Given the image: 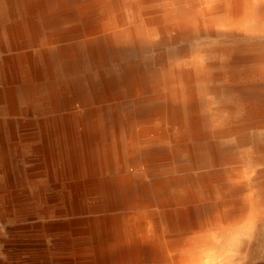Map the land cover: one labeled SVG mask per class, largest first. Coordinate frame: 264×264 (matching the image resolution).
<instances>
[{
    "label": "bare ground",
    "instance_id": "6f19581e",
    "mask_svg": "<svg viewBox=\"0 0 264 264\" xmlns=\"http://www.w3.org/2000/svg\"><path fill=\"white\" fill-rule=\"evenodd\" d=\"M0 264H264V0H0Z\"/></svg>",
    "mask_w": 264,
    "mask_h": 264
},
{
    "label": "rangeland",
    "instance_id": "374dc122",
    "mask_svg": "<svg viewBox=\"0 0 264 264\" xmlns=\"http://www.w3.org/2000/svg\"><path fill=\"white\" fill-rule=\"evenodd\" d=\"M6 225H4L3 223L0 222V239L5 236L6 234ZM3 256V250H2V247H1V244H0V257Z\"/></svg>",
    "mask_w": 264,
    "mask_h": 264
}]
</instances>
